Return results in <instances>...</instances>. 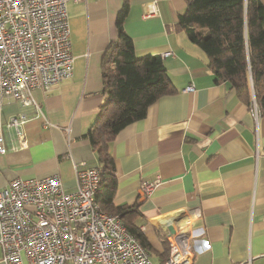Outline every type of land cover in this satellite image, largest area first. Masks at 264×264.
<instances>
[{
	"label": "crops",
	"instance_id": "crops-1",
	"mask_svg": "<svg viewBox=\"0 0 264 264\" xmlns=\"http://www.w3.org/2000/svg\"><path fill=\"white\" fill-rule=\"evenodd\" d=\"M150 1L159 14L144 18ZM122 2L68 0L73 76L47 91L35 89V106L13 100L0 107L8 145L17 143L5 126L11 115H27L28 141L24 149L0 154V189L16 176L57 173L72 191L76 168L98 165L85 134L105 102L101 66L118 37ZM185 8L184 0H130L124 28L136 56L160 55L177 91L160 97L111 142L118 179L114 203L138 204L136 222L151 245L152 264L180 229L195 251L193 264H264V116L244 105L229 81L215 80L205 51L177 27ZM169 50L173 54L164 57ZM191 84L193 90L183 91ZM155 179L151 194L141 196V182ZM2 257L0 245V264H6Z\"/></svg>",
	"mask_w": 264,
	"mask_h": 264
},
{
	"label": "built area",
	"instance_id": "built-area-1",
	"mask_svg": "<svg viewBox=\"0 0 264 264\" xmlns=\"http://www.w3.org/2000/svg\"><path fill=\"white\" fill-rule=\"evenodd\" d=\"M80 1V0H77ZM68 0H0V107L7 101L36 105L35 89L47 91L74 73ZM144 18L159 14L155 1ZM171 50L163 56L172 55ZM193 84L183 91H191ZM258 115L254 101L252 106ZM27 115H11L17 143L0 131V154L28 146ZM98 167L76 168V187L65 189L56 173L16 176L0 189V245L6 264H152L150 253L129 231L120 214L103 211L96 200ZM159 179L144 180L139 194H151ZM198 214V213H197ZM170 251L161 264H193L195 251L186 231L169 235Z\"/></svg>",
	"mask_w": 264,
	"mask_h": 264
},
{
	"label": "trees",
	"instance_id": "trees-1",
	"mask_svg": "<svg viewBox=\"0 0 264 264\" xmlns=\"http://www.w3.org/2000/svg\"><path fill=\"white\" fill-rule=\"evenodd\" d=\"M184 1L178 29L205 51L215 80L229 81L237 98L248 107L255 101L264 116V4L261 0ZM129 10L130 0H123L116 20L118 37L109 44L101 66L105 102L85 136L98 154L97 202L103 211L120 214L149 251L151 245L136 222L138 204L114 203L118 179L111 142L125 126L143 119L151 104L177 89L160 55L136 56L133 38L124 28ZM168 248L158 264L168 258Z\"/></svg>",
	"mask_w": 264,
	"mask_h": 264
},
{
	"label": "water",
	"instance_id": "water-1",
	"mask_svg": "<svg viewBox=\"0 0 264 264\" xmlns=\"http://www.w3.org/2000/svg\"><path fill=\"white\" fill-rule=\"evenodd\" d=\"M168 229H169L171 232H174V231H175L173 225H170V226L168 227Z\"/></svg>",
	"mask_w": 264,
	"mask_h": 264
}]
</instances>
